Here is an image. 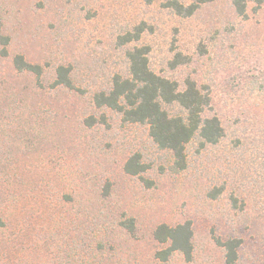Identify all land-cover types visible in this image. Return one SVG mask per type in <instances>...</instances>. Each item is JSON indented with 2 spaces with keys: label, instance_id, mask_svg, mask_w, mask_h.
Here are the masks:
<instances>
[{
  "label": "rangeland",
  "instance_id": "rangeland-1",
  "mask_svg": "<svg viewBox=\"0 0 264 264\" xmlns=\"http://www.w3.org/2000/svg\"><path fill=\"white\" fill-rule=\"evenodd\" d=\"M166 1L0 0L11 39L9 57L0 56V264H227L217 240L232 237L243 241L235 264H264V4L256 11L250 0L242 17L232 0H212L182 17ZM142 23L140 40L121 45ZM134 46L150 47L156 74L181 87L192 78L209 92V115L225 128L217 145L187 146L184 171L172 169L171 152L147 125L93 102L115 75L128 76ZM176 52L190 63L173 69ZM16 54L44 66V87L12 68ZM60 65L72 68L75 88H52ZM135 153L149 166L150 187L124 171ZM221 186L217 199L208 196ZM125 219L134 232L120 225ZM186 221L192 258L159 261L165 246L155 228Z\"/></svg>",
  "mask_w": 264,
  "mask_h": 264
},
{
  "label": "trees",
  "instance_id": "trees-1",
  "mask_svg": "<svg viewBox=\"0 0 264 264\" xmlns=\"http://www.w3.org/2000/svg\"><path fill=\"white\" fill-rule=\"evenodd\" d=\"M208 1L212 0H198L185 5L180 0H167L164 7L172 9L179 16L191 17L201 4ZM249 2L250 0H232L236 14L246 17ZM254 2L257 4L256 11L264 4V0H254ZM146 29L148 27L145 23L138 25L134 33L129 32L119 38L120 44L139 41ZM10 42V37L3 33L0 25V56L4 59L9 57ZM149 53L150 47L148 46L129 48L126 51L128 76L115 75L111 88L95 93L93 102L97 108H108L121 114L125 123L147 125L150 137L158 147L171 152L172 169L175 172H181L188 165L187 146L194 141H198L201 148L207 145H217L225 137V128L217 115H209L213 106L209 92H205L192 78H187L181 87L177 81L156 74L150 68ZM10 63L17 73H28L35 76L38 85L44 87L41 83L44 74L43 65L31 63L21 54L10 58ZM189 63V56L176 52L170 66L174 69ZM71 72L70 66H58L52 88H75ZM17 95L26 100L21 92H17ZM86 121L89 125H93L98 120L92 116ZM148 169L149 166L142 160L139 153L131 155L124 165L126 174L141 177L150 187L153 181L143 177ZM224 189L222 186L215 187L208 192V196L217 199ZM238 203V198L232 195L231 204L234 209L239 207ZM4 225L5 222L0 216V227ZM120 225L130 233L135 230L133 219L122 220ZM153 237L157 243L165 246L155 253L159 261L166 262L175 253L182 254L186 260L192 258L194 229L191 221L174 226L160 224L155 228ZM242 243L239 237L217 240V244L225 250L227 264L236 263Z\"/></svg>",
  "mask_w": 264,
  "mask_h": 264
}]
</instances>
